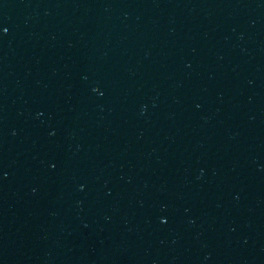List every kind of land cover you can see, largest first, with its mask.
<instances>
[{
    "label": "water",
    "instance_id": "obj_1",
    "mask_svg": "<svg viewBox=\"0 0 264 264\" xmlns=\"http://www.w3.org/2000/svg\"><path fill=\"white\" fill-rule=\"evenodd\" d=\"M0 67L264 70V0H0Z\"/></svg>",
    "mask_w": 264,
    "mask_h": 264
}]
</instances>
